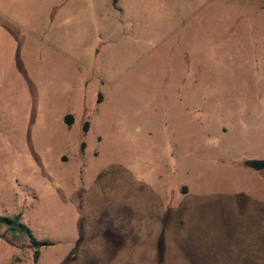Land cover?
I'll return each mask as SVG.
<instances>
[{
    "label": "rangeland",
    "instance_id": "1",
    "mask_svg": "<svg viewBox=\"0 0 264 264\" xmlns=\"http://www.w3.org/2000/svg\"><path fill=\"white\" fill-rule=\"evenodd\" d=\"M254 158L264 0H0V264H264Z\"/></svg>",
    "mask_w": 264,
    "mask_h": 264
},
{
    "label": "trees",
    "instance_id": "2",
    "mask_svg": "<svg viewBox=\"0 0 264 264\" xmlns=\"http://www.w3.org/2000/svg\"><path fill=\"white\" fill-rule=\"evenodd\" d=\"M114 2L115 0H112V3ZM63 119L66 123H69L70 116L67 115ZM0 225H3L5 227V231L9 232L13 236L18 233L19 236L20 234H23L29 239L31 245L34 246L32 259L35 261L38 255V247L46 243L44 241H36L32 236L31 231L19 221L18 215L11 217L0 216Z\"/></svg>",
    "mask_w": 264,
    "mask_h": 264
},
{
    "label": "water",
    "instance_id": "3",
    "mask_svg": "<svg viewBox=\"0 0 264 264\" xmlns=\"http://www.w3.org/2000/svg\"><path fill=\"white\" fill-rule=\"evenodd\" d=\"M243 164L255 171L264 169V158L246 159Z\"/></svg>",
    "mask_w": 264,
    "mask_h": 264
}]
</instances>
